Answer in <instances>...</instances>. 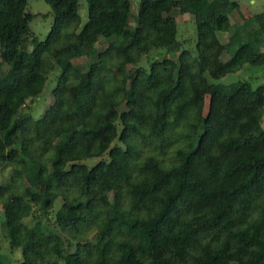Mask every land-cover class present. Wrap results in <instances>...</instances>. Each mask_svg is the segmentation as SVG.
<instances>
[{"label":"trees","instance_id":"obj_1","mask_svg":"<svg viewBox=\"0 0 264 264\" xmlns=\"http://www.w3.org/2000/svg\"><path fill=\"white\" fill-rule=\"evenodd\" d=\"M44 1L52 23L38 39L28 0H0L10 264H264V85L215 81L264 65V11L242 17L254 28L222 61L241 39L218 37L234 1L139 0L133 27L129 0H85L81 27L80 0ZM174 9L193 17L195 54ZM51 76L53 101L34 117L26 102ZM57 200L69 215L50 216Z\"/></svg>","mask_w":264,"mask_h":264},{"label":"rangeland","instance_id":"obj_2","mask_svg":"<svg viewBox=\"0 0 264 264\" xmlns=\"http://www.w3.org/2000/svg\"><path fill=\"white\" fill-rule=\"evenodd\" d=\"M237 3V7L230 10L228 16L231 23V28L228 31L219 32L218 37L222 42H227L231 35L237 33V35L241 36L240 41H234L231 44L229 51H224L221 55V60L225 61L230 57V53L238 46L239 42L247 40L246 30H252L254 25L251 27H247L244 17H251L256 13L264 11V0H231ZM130 2V12L131 17L129 20L130 26H134L135 17L137 15L139 0H129ZM26 10L32 13H38L35 17L30 21V29L33 34L38 38H44L49 30L52 23V12L50 6L44 0H28ZM78 12L81 17L80 27L87 20V9L85 0H80V7ZM172 14L176 18L178 23V32L177 38L183 42V46L188 48L192 54H195V23L193 21V17L190 13H180L178 9L172 10ZM106 42L101 38L100 41L95 45L96 49H102L106 46ZM261 49L264 50V36H262V42L260 45ZM165 56V51L154 50L149 56L143 57V59L139 62V65L147 66L149 61L153 59H158ZM74 62L80 64L83 69L86 68L87 58L84 53L78 55L73 59ZM136 66V65H135ZM0 67L3 70L7 69L5 63L0 61ZM130 68H134L130 65ZM238 80H248L252 84V87H256L259 85H264V65H251L244 64L242 68L239 70L228 73L224 77L219 80H215L216 82L230 83ZM55 85V78L50 77L46 82L43 91L41 94L34 99H29L26 102L25 110L32 113L34 117L40 116L42 112L52 103L53 95L52 89ZM121 109L123 107H120ZM260 125L264 128V114L260 119ZM105 158V157H104ZM97 159L91 158L84 161L87 165H93ZM11 172L10 166H5L0 168V180H5ZM60 201H56L51 212L50 216H53L54 213L58 215L67 216L69 215L68 210L63 209L60 206ZM42 220L51 224V218L47 219L45 216L42 217ZM3 215H2V207L0 203V258H2L4 264H10L16 262L19 259V252H12L9 246V242L5 236V231L2 225ZM27 221H31L28 219Z\"/></svg>","mask_w":264,"mask_h":264}]
</instances>
